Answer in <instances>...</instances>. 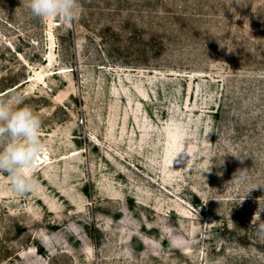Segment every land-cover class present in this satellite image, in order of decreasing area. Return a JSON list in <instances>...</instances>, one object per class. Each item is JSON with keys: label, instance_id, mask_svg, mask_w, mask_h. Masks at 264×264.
I'll list each match as a JSON object with an SVG mask.
<instances>
[{"label": "rangeland", "instance_id": "374dc122", "mask_svg": "<svg viewBox=\"0 0 264 264\" xmlns=\"http://www.w3.org/2000/svg\"><path fill=\"white\" fill-rule=\"evenodd\" d=\"M80 3L0 0L44 144L31 193L0 174V264H264V0Z\"/></svg>", "mask_w": 264, "mask_h": 264}, {"label": "clouds", "instance_id": "9594fccd", "mask_svg": "<svg viewBox=\"0 0 264 264\" xmlns=\"http://www.w3.org/2000/svg\"><path fill=\"white\" fill-rule=\"evenodd\" d=\"M27 7L36 19L54 18L65 28H71L81 3L80 0H28ZM41 129V118L20 94L0 99V174H6L11 189L19 196L31 193L38 184L35 173L44 149ZM246 180L247 170L238 169L231 183L243 184ZM259 233L264 236V224L259 226Z\"/></svg>", "mask_w": 264, "mask_h": 264}]
</instances>
